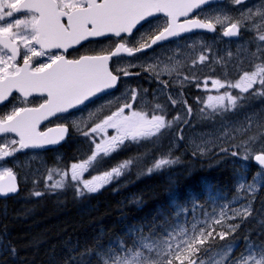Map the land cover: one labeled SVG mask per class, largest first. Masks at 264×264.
Listing matches in <instances>:
<instances>
[{"label": "snow or ice", "instance_id": "snow-or-ice-1", "mask_svg": "<svg viewBox=\"0 0 264 264\" xmlns=\"http://www.w3.org/2000/svg\"><path fill=\"white\" fill-rule=\"evenodd\" d=\"M245 4L246 0H0V197L20 191L18 175L8 166L18 153L60 145L73 131L85 138L88 155L67 168L48 170L44 178L47 192L35 187L34 179L31 196L66 188L74 189L77 197L95 194L135 163L128 159L97 171L126 143L150 141L155 145L170 135L183 140L182 125L190 124L193 107L182 98V92L179 98L169 95L168 100L172 107L182 103L186 111L167 119L166 106L159 100L149 105L140 90L121 91V86L142 71L164 88L169 80L163 77L173 74L177 78L172 82L181 88L186 84L200 88L198 73L204 68L198 66L212 69L224 57L216 56L207 45L196 53L192 36L186 34L207 32L233 38L242 30L254 32L252 70L241 69L235 80L211 78V89L210 78L203 80L204 90L214 89L217 94L196 98L202 119L234 111L238 101L246 99L243 94L264 97V6L254 11L242 7ZM181 39L192 50L183 58L178 57L179 49L169 55L168 62L154 55ZM106 42L108 46L99 50L73 55L92 43ZM185 67L188 74L180 79V69ZM233 89L239 94L234 95ZM85 112V118L73 119ZM51 118L60 122L41 129ZM252 127L250 118L235 129L222 120L215 142L203 140L193 151L194 155L204 154L215 143L220 152L239 157L246 165L252 162L255 171L251 178H237L236 191L243 194V203L225 202L218 212L202 210L199 218L194 214L200 206L193 203V221L188 226L190 213L182 200L190 198L177 197L174 212L184 217V226L177 219L162 227L169 224L162 210L160 223L129 226L122 238L107 246L96 245L89 253L96 264H264V228L256 240L251 235L237 237L244 221L252 216L251 200L264 187V133H252ZM179 163L180 158L169 148L154 159L146 174ZM91 172L97 174L86 178ZM15 253V248H8L5 254ZM66 264L75 262L69 257Z\"/></svg>", "mask_w": 264, "mask_h": 264}, {"label": "trees", "instance_id": "trees-1", "mask_svg": "<svg viewBox=\"0 0 264 264\" xmlns=\"http://www.w3.org/2000/svg\"><path fill=\"white\" fill-rule=\"evenodd\" d=\"M227 73L226 69H221L220 78H227ZM181 92L182 98L193 107L194 118L191 127L201 123L203 127L209 126L208 123L213 126L222 120H229L230 117L224 119L219 116L214 119H202L198 113L200 105H197L194 99L196 92L192 89ZM256 101L264 105V97L249 95L248 103H251V107ZM245 102L247 99H244L243 107ZM259 108L260 106L257 107ZM252 133H264V120ZM239 140L240 137L236 142L239 143ZM169 148L173 156L180 158V163L152 176L146 174V168L154 158H158ZM173 148L170 135L163 137L155 145L150 141L135 144L133 149L130 147L120 156L114 157V160L112 158V163L106 167L128 159L135 160L125 173L127 178L134 172L128 180L131 182L120 189L110 185L95 194L77 197L74 189L66 188L37 198L30 195L34 188L33 182H30L22 186L17 196L0 200V264H66L69 257L73 258L75 264H96L95 256L89 254L96 250V245L107 246L110 241L122 238L129 226L151 224L154 221L160 223L158 214L162 210L169 217V224L162 227L174 224L177 219L181 221V226H184V217L174 215V202L177 197L190 198L182 200L189 209V224L193 220V203L200 206L195 210V216H201L202 210L204 213H211L213 210L218 212L223 203L232 204L238 200L240 194L236 191L237 178L241 175L251 178L255 171L251 162L246 165L239 157L222 153L218 148L213 154L206 156H195L192 151L186 152L185 147L178 152ZM80 153V149L77 152L75 150L74 154L65 153L67 156L58 167L67 168L64 163L79 158ZM106 167L97 171L107 170ZM135 167L141 168L139 173L136 172L137 169L134 171ZM35 187L47 192L44 183L37 182ZM251 206L254 215H263L264 187L254 197ZM262 228L264 226L257 225L255 219H247L237 237L251 235L252 239H258L254 235L257 236V231ZM8 248H15V256L5 254Z\"/></svg>", "mask_w": 264, "mask_h": 264}, {"label": "rangeland", "instance_id": "rangeland-1", "mask_svg": "<svg viewBox=\"0 0 264 264\" xmlns=\"http://www.w3.org/2000/svg\"><path fill=\"white\" fill-rule=\"evenodd\" d=\"M262 6H264V0H246V4L242 7H252L253 10L255 11L256 9H260ZM253 38H254V32H246V31L242 30L240 37L235 41H228V40L224 39L223 37L218 36L217 38H213L211 40L203 39L201 37H192V42L195 44L196 53H198L200 51V48L203 45H207V46H211L213 53H215L216 56L224 57L223 61L213 64L212 69L216 70L219 65H224L226 68L229 69L228 70L229 73H227V78H223V79L235 80L238 78V76L240 74H242L240 71L241 69H243V70L247 69L246 71H250V70H252V68L254 66L253 65L254 58L252 57V52L255 51V44L253 43ZM186 43H188V41H185V40L178 41L177 43L170 45L169 49L158 50L154 55L157 57H160L163 61L168 62L169 55H172L174 50L179 49L178 57L183 58L185 53L192 51L191 49H188L185 47ZM228 52L232 53L231 57H228V55H227ZM208 63L212 64V60L210 59ZM188 67H191L190 63L188 65ZM198 67L204 68V71L198 73V75L200 76L201 87L197 88L196 86H194V91L196 92V96L194 97V99L196 100V98L198 96L206 99V96L209 94L216 95L217 93L214 89L211 90L210 92H206L204 90L203 80L205 78H210L209 83H208V88L211 89V78H218V77H216V75L213 71L209 72L208 69H210V68H207L205 66H198ZM221 69H223V68H220V70ZM180 73H181V75L179 78L182 79L183 75L188 74L187 67L181 68ZM201 76H202V78H201ZM164 78L166 80H169V86H168L169 88H172V87L174 88L175 86L179 85V84H175L172 82L173 80H175L177 78L175 74H173L172 77L164 76L163 79ZM151 79L154 82H156L158 85H162L157 80H155L153 78H151ZM220 79H222V78H220ZM141 81L144 83V79H142ZM132 82H133L132 78L128 79V85L127 86L132 88V85H131ZM186 85L191 86L192 84H186ZM158 87H160V86H158ZM162 89H163V91H161ZM144 90H147L146 93L144 92ZM220 91L223 92L224 90L221 89ZM231 91L233 92L234 95L239 94L238 90L233 89ZM141 92L143 95H146V99L148 102H150L151 100H158V99H160L161 96H164L167 98L169 95H171L173 98H179V95L177 92L171 93L172 90L167 92V89H165V88H160V89L156 90L155 92L152 91V95H151L149 89H147V87L145 88V86H142ZM243 95L244 96L248 95L246 97L247 102H245V107L242 106V103L244 100L238 101L237 109H235L234 111H230V112L226 113L224 116V119H227L229 117L230 118H229V120H225L224 122L229 123L231 125V127L233 129H235V128L240 127L242 125H246L247 120L250 118L253 122V127L250 130L252 132L254 129L258 128L260 126L261 122H263V120H264V107H263L264 105H262V102L256 101V104L251 107V103H248L249 94H243ZM246 104L248 105L247 107H246ZM166 105H167V107H166L167 109L172 110L171 112H173V109H177V111H178L177 114H179V115H183L184 112L186 111L184 108V105L182 103H177V105L175 107H172L170 101L167 100ZM259 106H260V108L256 109V107H259ZM249 107H251V108H249ZM199 123H201V122H199ZM199 123H197V124H199ZM221 124H222V122H220L218 125L212 126L211 124L208 123L209 126H206V127H203L202 123L199 124V126H192V127L189 125H187V126L182 125V127L185 128V130L183 131L184 139L183 140H177L176 145H174V149L175 148L177 149V148L183 146V147H185L186 152L188 150L193 152L196 144L200 143L203 140H209V141L215 142L216 137L220 135ZM239 137L240 136L237 133V138H239ZM217 148L218 147L215 146V143H213L210 145L209 151L205 152L204 154H200V153H197V154L200 156H206V155L211 154ZM29 159H32L34 161L33 165L29 162ZM14 161H15L13 163L14 166L19 169V174H18L19 180H21L22 183H24L25 185L27 184L28 179H33L35 177H40L41 179L44 180V178L47 175V171L50 170L49 167L47 166L46 159L44 157L33 158L32 155L24 157V156H22V153L20 152L16 155V157L14 158ZM152 162L150 163L149 166H151ZM29 165H30V168L28 169ZM140 169L141 168L138 169L137 167L134 168V170H136V172H138V170H140ZM157 172H159V171L153 172L151 175H153L154 173H157ZM138 173L136 175L139 178ZM122 176L117 180H120L122 178ZM114 181H116V180H114ZM127 182H128V177L123 182H121L119 184V186H117V189L122 187V185L126 184ZM260 188H262V187H260ZM258 190H257V192H258ZM239 194H240V196L238 197V200L235 201L236 205H234V206H239V204L244 202V200L241 199L243 194L242 193H239ZM251 205H252V200H251ZM195 217L199 218L201 216H195ZM251 219L252 220L255 219V223L257 225L264 226V213L262 216L261 215H254V211H252V216L249 217L248 220H251ZM191 223H189L188 226H190ZM239 231H241V228ZM260 231L261 230H259L257 232H260ZM241 246H242V243H241Z\"/></svg>", "mask_w": 264, "mask_h": 264}, {"label": "flooded vegetation", "instance_id": "flooded-vegetation-1", "mask_svg": "<svg viewBox=\"0 0 264 264\" xmlns=\"http://www.w3.org/2000/svg\"><path fill=\"white\" fill-rule=\"evenodd\" d=\"M218 34H216L217 36ZM192 37H201L203 39H211L212 36H209V35H202V34H198V35H192ZM108 46L107 42L103 45H100V44H96V43H92L91 45H89L88 48L86 49H82L81 53H76V52H73V55H77V54H82L83 51H91L92 49H96V50H99L100 47H106ZM144 78V73L141 71V75L139 76H134L133 77V82L131 83L132 86H135V89H140L141 86H142V79ZM150 82H148L145 86V88L147 87V89H149V91L151 92L150 94H152V91L155 92L156 90H158L159 88H164V86H161V87H154L152 84H149ZM127 85V82H125L124 84H122L121 86V91H124L125 89H128L130 87L126 86ZM169 91L168 87L165 88ZM117 95H119V93H117ZM160 100L161 102H164V98L161 96L160 97ZM166 111H169V109L166 108ZM87 116V112H85L84 114L82 115H78L76 117H73V119H83ZM60 121H57L56 118H51L49 121H45L44 124L41 125V129L43 130H46V126H52L54 127L56 123H59ZM110 131V134L112 133V130H109ZM85 140V138L81 135H79L78 133H75L74 131L70 133V138L66 140V144L64 146H62L59 151L57 150V152L61 153V157L62 159H64L67 155L65 153H70V154H74L75 150L77 152L78 149H80V156L79 157H82L85 158L87 155H88V145L86 143H84L83 141ZM172 143H173V147L174 145H176L177 143V139L172 136ZM135 145V143H126V146L124 148H122L123 150H128L130 147H133ZM183 148V147H182ZM165 149V147H164ZM181 147L177 148L176 151H181ZM30 151V154L29 155H32L33 158H38V157H46L47 158V161L50 162L51 161V158L49 156H52V154H43V153H40V152H34V151ZM55 152V151H53ZM60 154L58 155H54V157H59ZM29 162L33 165L34 164V161L32 159H29ZM38 163V162H37ZM30 168V165L28 166V169ZM35 169V168H34ZM36 178H40V177H35L33 179H28V180H34ZM126 178L123 179V181L125 180ZM122 181V182H123ZM119 182V181H118ZM116 187L119 186V183H117L115 185Z\"/></svg>", "mask_w": 264, "mask_h": 264}, {"label": "bare ground", "instance_id": "bare-ground-1", "mask_svg": "<svg viewBox=\"0 0 264 264\" xmlns=\"http://www.w3.org/2000/svg\"><path fill=\"white\" fill-rule=\"evenodd\" d=\"M247 70V69H246ZM249 70V69H248ZM204 77V76H203ZM201 78H202V76H201ZM256 109H257V107H256ZM199 132V131H198ZM186 145V144H185ZM187 147V146H186ZM189 152H190V150H188ZM213 154V153H212ZM211 155V154H210ZM136 156V155H135ZM185 156V155H184ZM196 156V155H195ZM209 157V156H208ZM202 158V157H201ZM206 158V157H205ZM209 160V159H208ZM147 164V163H146ZM195 166V165H194ZM149 167V166H148ZM147 167V168H148ZM190 167V166H189ZM171 170H173L172 168H171ZM199 170V169H198ZM135 171V170H134ZM184 171V170H183ZM160 172H163V171H159V173ZM132 173H134V172H131V174L128 176V180H130L131 179V177H132ZM155 174V173H154ZM153 174V175H154ZM188 175V174H187ZM207 175H208V173H207ZM236 175H237V173H236ZM149 176H152V175H149ZM167 176V175H166ZM212 176V175H211ZM232 176V175H231ZM188 177V176H187ZM224 177V176H223ZM167 178V177H166ZM169 179H171V178H169ZM163 180V179H162ZM174 180V179H173ZM199 180V179H198ZM235 181H236V179H235ZM131 181H128L126 184H123L122 185V187H120V188H123V187H125L127 184H129ZM232 182V181H231ZM230 183V182H229ZM167 184V183H166ZM236 184V183H235ZM210 185V184H209ZM215 186V185H214ZM236 186V185H235ZM120 188H118V189H120ZM201 188V187H200ZM214 188V187H213ZM263 188V187H262ZM164 190V189H163ZM210 193V192H209ZM182 194V193H181ZM161 195V194H160ZM204 195V194H203ZM161 200V199H160ZM171 203V202H170ZM175 203V202H174ZM171 204H173V203H171ZM174 205V204H173ZM172 206V205H171ZM158 213H159V211H158ZM175 215V214H174ZM2 245V244H1ZM93 263V262H92ZM88 264V263H87Z\"/></svg>", "mask_w": 264, "mask_h": 264}, {"label": "water", "instance_id": "water-1", "mask_svg": "<svg viewBox=\"0 0 264 264\" xmlns=\"http://www.w3.org/2000/svg\"><path fill=\"white\" fill-rule=\"evenodd\" d=\"M235 38H237V37H233V38H230V39H235ZM57 146V145H56ZM50 147H55V146H50ZM49 148V147H48ZM44 149H47V148H44ZM20 192V191H19ZM18 192V193H19ZM18 193H16V194H14V195H10V196H8V197H0V199H8V198H10V197H13V196H15V195H17Z\"/></svg>", "mask_w": 264, "mask_h": 264}]
</instances>
